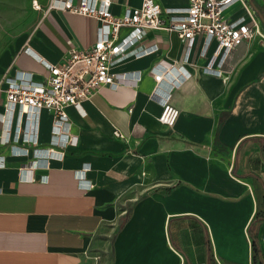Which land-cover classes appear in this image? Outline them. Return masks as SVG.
<instances>
[{
  "label": "crops",
  "instance_id": "1",
  "mask_svg": "<svg viewBox=\"0 0 264 264\" xmlns=\"http://www.w3.org/2000/svg\"><path fill=\"white\" fill-rule=\"evenodd\" d=\"M50 1L38 3L32 32L0 54V78L43 82L45 63L95 42V19L47 11ZM249 1L264 19V0ZM111 2L114 16L141 4ZM203 43L147 31L140 44L151 52L116 62V87L65 108L72 141L53 148L60 156L43 153L53 121L44 109L35 144L23 141L16 117L5 141L1 85L0 264H207L208 248L215 264H252L253 239L264 261V47L256 38L240 44L216 74L202 72L215 47L202 55ZM159 63L183 65L189 77L152 96ZM163 101L178 109L173 126L158 121Z\"/></svg>",
  "mask_w": 264,
  "mask_h": 264
},
{
  "label": "built area",
  "instance_id": "2",
  "mask_svg": "<svg viewBox=\"0 0 264 264\" xmlns=\"http://www.w3.org/2000/svg\"><path fill=\"white\" fill-rule=\"evenodd\" d=\"M184 10L164 9L156 0H141L139 7L127 9L120 16L110 10L111 0H63L50 1L46 10L60 8L75 15L90 17L98 22L95 42L84 50L69 49L68 59L63 64L45 63L48 75L43 82H34L30 77L18 79L1 77L0 87L5 85V107L2 114L6 129L5 141L14 117L18 118L16 129H22L23 141L35 144V118L42 109L52 113V148L43 153L46 156H60L53 148L64 147L72 141L68 137L67 106L80 108L83 98L98 87L117 86V75L112 72L116 62L129 56H144L151 48H144L140 42L149 30L174 33L181 42H191L195 37L204 40L202 55L211 43L215 44L211 57L202 72L216 73L228 53L240 44L254 38L264 47V27L249 0H186ZM243 9V15H235L236 8ZM35 9L40 10L39 4ZM157 86L167 82L169 88L177 87L189 72L183 65H163L151 68ZM174 73V76H172ZM131 111V109H129ZM178 109L163 101L158 121L164 126H173ZM22 124V127L19 125ZM21 131V130H20ZM116 136L120 133L116 131ZM28 151L27 148H20Z\"/></svg>",
  "mask_w": 264,
  "mask_h": 264
},
{
  "label": "rangeland",
  "instance_id": "3",
  "mask_svg": "<svg viewBox=\"0 0 264 264\" xmlns=\"http://www.w3.org/2000/svg\"><path fill=\"white\" fill-rule=\"evenodd\" d=\"M43 0H0V54L10 48L16 39L30 34L42 16L35 4ZM165 3L179 0H163Z\"/></svg>",
  "mask_w": 264,
  "mask_h": 264
},
{
  "label": "trees",
  "instance_id": "4",
  "mask_svg": "<svg viewBox=\"0 0 264 264\" xmlns=\"http://www.w3.org/2000/svg\"><path fill=\"white\" fill-rule=\"evenodd\" d=\"M257 220H259V211H256L254 222ZM250 227H249V230H250ZM207 264H215L213 258L211 257V254L209 253V248H208ZM252 264H264V261L261 259V256H260V250H259V246H258L256 239H253V242H252Z\"/></svg>",
  "mask_w": 264,
  "mask_h": 264
},
{
  "label": "water",
  "instance_id": "5",
  "mask_svg": "<svg viewBox=\"0 0 264 264\" xmlns=\"http://www.w3.org/2000/svg\"><path fill=\"white\" fill-rule=\"evenodd\" d=\"M260 20H261L262 24L264 25V19L263 18H260Z\"/></svg>",
  "mask_w": 264,
  "mask_h": 264
}]
</instances>
